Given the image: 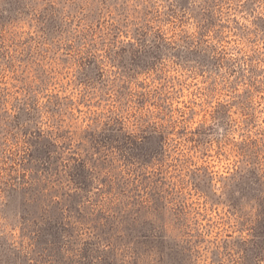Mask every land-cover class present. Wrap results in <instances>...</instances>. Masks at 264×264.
Instances as JSON below:
<instances>
[{
	"label": "rangeland",
	"instance_id": "rangeland-1",
	"mask_svg": "<svg viewBox=\"0 0 264 264\" xmlns=\"http://www.w3.org/2000/svg\"><path fill=\"white\" fill-rule=\"evenodd\" d=\"M85 257L264 264V0H0V264Z\"/></svg>",
	"mask_w": 264,
	"mask_h": 264
},
{
	"label": "trees",
	"instance_id": "trees-1",
	"mask_svg": "<svg viewBox=\"0 0 264 264\" xmlns=\"http://www.w3.org/2000/svg\"><path fill=\"white\" fill-rule=\"evenodd\" d=\"M159 38H161L160 35H159ZM134 45L135 44L129 43V47L133 48V53L134 54H142L143 52H145L146 48L148 47V44L145 42L144 39H140L138 47H136ZM122 49L125 50L126 48L124 47ZM239 174H240V172L237 175L239 176ZM237 175L234 176L233 179L236 178ZM15 184L19 185L20 183L16 181ZM11 189L14 190L15 188L12 187ZM42 219H44V218L42 217ZM52 219H53V217H51L50 222L48 223L50 225V228H46V227H45V229L41 228L40 232L38 233L37 240L42 242L41 243L42 246H43L42 249H43V252H45V253L46 252H48V253L49 252H51V253H55L56 252L57 247H58L57 246L58 245V238H59V235H58V233L56 231L58 229H60V230H62L63 228L65 229L64 226H63V228H61V227L59 228L60 222H56L55 219H53V220ZM47 221L48 220L43 221L44 225H46ZM45 245L48 246V247H51V248L48 249L47 247H45ZM88 259L89 258L85 257V260H84L85 262L83 264H86V261Z\"/></svg>",
	"mask_w": 264,
	"mask_h": 264
}]
</instances>
